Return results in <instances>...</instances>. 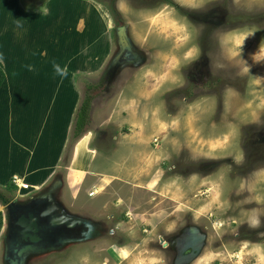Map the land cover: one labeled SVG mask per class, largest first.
Returning <instances> with one entry per match:
<instances>
[{
	"label": "rangeland",
	"instance_id": "374dc122",
	"mask_svg": "<svg viewBox=\"0 0 264 264\" xmlns=\"http://www.w3.org/2000/svg\"><path fill=\"white\" fill-rule=\"evenodd\" d=\"M8 1L11 5L0 0V65L16 64L17 49L25 57L30 52L34 58L22 69L23 87L40 81L39 73L57 81V67L63 66L58 47L75 45L81 33L90 52L103 32L98 41L108 51L98 64L87 54L82 72L72 70L74 103L78 108L90 97L89 118L81 135L71 139L76 108L66 136L58 139L61 160L48 170L49 179L34 182L18 172L14 177L30 184L24 190L12 176L0 182L10 202L57 184L54 197L65 209L103 231L28 264H264V165L246 172V160L264 159V150L250 138L254 125L264 122V0H167L151 9L134 6L142 0H116L115 5L111 0H21L25 6L19 11L17 0ZM208 8L231 26L220 41L219 58L209 66L216 79L200 81L198 92L189 96L192 82L185 71L200 51L201 21L192 16L195 9L199 17ZM114 17L127 26L146 63L125 68L108 82V63L116 52ZM23 20H34L35 27L27 29ZM17 35L24 39L21 44ZM49 56L58 66L50 74L44 67L38 73ZM225 62L231 64L229 85L219 76ZM4 70L11 79L17 73L8 64ZM47 88L64 94L63 86ZM12 163L7 161L5 169L16 168ZM8 203L0 202V264H5L2 206ZM189 227L205 237L200 255L186 263V257L177 256ZM178 230L175 242L170 236ZM169 237L172 247L163 248Z\"/></svg>",
	"mask_w": 264,
	"mask_h": 264
},
{
	"label": "crops",
	"instance_id": "0c3cea01",
	"mask_svg": "<svg viewBox=\"0 0 264 264\" xmlns=\"http://www.w3.org/2000/svg\"><path fill=\"white\" fill-rule=\"evenodd\" d=\"M18 1L20 2L21 0L13 1V4L16 3L15 7L19 11L24 9L25 5L23 6L21 2L17 3ZM6 4L11 5L8 0H6ZM20 5L22 6L19 7ZM96 9L98 10L97 6ZM49 15L47 17H50ZM21 17L22 15L20 14V19ZM23 21L27 25V29L32 28V26L35 27L34 24L36 22L32 24L34 20ZM19 25H22L21 20ZM1 31H3L2 28L0 29ZM102 35L103 32L100 37ZM17 37L20 40L18 43L21 44L24 41L22 35L21 39L20 35H17ZM100 37H96L95 47L90 52L86 40H83L82 33L79 35V41L75 45L67 43L64 46L61 43L58 49L51 46L53 51L51 48H46L52 52L57 49L58 64L63 63V66H58V64L54 66L53 60L55 56L52 58L49 56L48 59L42 61H45L47 65L45 66L41 63L38 73L44 67L48 69V74H50V70L58 66L57 69L61 72V76H59L57 81H52L49 77H45L46 75L42 76L39 73L40 81L37 80L27 87L22 86L24 81L20 79L22 69L30 68L32 66L30 57L34 58L28 51L25 57L24 52L17 49L16 56L20 60L16 64L12 65L9 61H5L6 63L0 65V70L5 74V78L0 85V182L7 176L14 178V175L18 172H22V177L29 176L31 181L34 182L40 178L43 180L48 175V170L56 167V164L61 160L60 156H58L59 146L61 145L58 139L66 136L68 123L70 125L78 105H75L77 83L72 70L82 72V57L83 64L87 65L86 55H89V53L97 59L96 61H91L92 64H98V59L101 61L105 60L108 51L106 50V43L98 41ZM109 37L111 40V36ZM10 54L8 53V58H11ZM79 57H81L80 61L77 60ZM7 64L12 68L11 71H17V73L12 75L13 79L4 70V66L6 67ZM55 85L63 86L64 94L53 92V88H47ZM35 119H37L36 122H34ZM45 119L46 122H43ZM41 127L43 131L39 130ZM5 153L10 154L11 159L6 160L10 156ZM19 158L22 159V162L17 167ZM7 161L13 162L12 165L16 168L6 170ZM55 162L57 163L55 164ZM48 177L42 182H46L49 179ZM31 186L33 187L32 184Z\"/></svg>",
	"mask_w": 264,
	"mask_h": 264
},
{
	"label": "flooded vegetation",
	"instance_id": "af4514ba",
	"mask_svg": "<svg viewBox=\"0 0 264 264\" xmlns=\"http://www.w3.org/2000/svg\"><path fill=\"white\" fill-rule=\"evenodd\" d=\"M96 1V0H95ZM98 1V0H97ZM114 2V5L116 3V0H111ZM132 2H136L138 0H131ZM148 0H142L141 5H134L137 7H148L147 9H151V8H157V4L161 5V3L167 1V0H152V2L150 3H146ZM137 9H141V8H137ZM146 9V8H144ZM117 10V9H116ZM221 11V10H219ZM203 12V11H202ZM225 12V9H224ZM198 11L197 9H195L194 11V15L192 17L197 18V21H201L200 23H198L199 30H200V36L203 38L205 37L204 43L203 45L201 44L200 41V36H199V41L200 43H198V48H199V52L197 54V58H194L192 60L191 66L188 67V69H186L185 71V75H186V80L188 81V83L192 82V88H189L191 93H188L189 96H192L194 94H196L198 92V85H203V83H201L200 81H203L205 78H213L216 79V76H213V74H211L209 66L210 64H214L215 60L217 58H219L220 54H221V49L224 47L221 46L220 41L223 42V38L225 35V32L227 30L230 29V24L228 21L224 20V19H220L217 17L216 13L213 12V10L210 8H208L206 11L203 12V15L200 14L199 17H197ZM114 15V14H113ZM201 18V19H200ZM216 18H218V21L216 20ZM116 21V26L113 28V32H114V37H115V42H116V52L113 55L112 59L110 60V63H108V67H107V72H106V77L108 79V82L114 77H118L119 74L125 69V68H132V67H141V65L146 63V57H145V53L138 47V45L134 42V40L131 37V44H126L123 41L119 40V32L121 31V27L126 26L125 24H123L120 20H116V18H113ZM257 25H258V21ZM260 25H263V21H260ZM125 33H127L128 35V29L126 26L125 29ZM129 36V35H128ZM208 43L207 47L206 46ZM211 55L213 56L214 59H212ZM216 58V59H215ZM137 59H142L144 60V62L140 65V66H135V61ZM225 60V59H224ZM227 63L226 65L224 64V69H222L221 71V75H219L222 78V74L224 76L223 80L224 81H228V82H224L226 85L228 83V85L230 84L231 81V77H232V73H231V69H230V62H225ZM237 77V76H235ZM220 78H218L217 80L219 81ZM182 87H185V85H182ZM220 92L222 91V89H219ZM185 99H189V98H183V100ZM171 109H174V107H172ZM252 124V123H251ZM251 124L248 125L249 131L252 133L251 131ZM250 138L251 139H256V143H257V147H259L261 150H264V122L260 123L259 125H254V129H253V133L250 134ZM262 138V139H261ZM264 154V152H263ZM259 156L262 157V153L259 152ZM246 160V159H245ZM246 163L248 164V168L246 167V172L247 171H251L253 169V167L256 166H260V165H264V159H256L254 160L252 163H248V161L246 160ZM245 167V166H244ZM59 189V187H57L56 185H53L52 187H48L44 190H40L37 193H34L33 195L28 196L27 198L21 200V201H11V202H19L17 203L15 206L10 207L9 209L6 210V227L4 230V234H3V243H2V248L4 247V245H6L7 247L13 246L15 245V238L11 237L8 229H7V222L11 221L12 226L10 229L14 228L16 225V221L21 217V216H26L28 213L30 212H40L49 208L53 207V203H52V198L54 199V194L56 192V190ZM35 194H37L36 196H34ZM57 199V197H55ZM59 200V199H57ZM60 201V200H59ZM10 202V201H9ZM62 203V201H60ZM60 213L57 210H54V215L57 219L60 218V215L58 214ZM69 222H65V232L64 235H79L83 232H85L87 230V228L84 225H79L77 227H74L73 229L71 228H67L66 225H68ZM184 227V226H183ZM186 228V227H185ZM182 229V228H181ZM188 229V228H187ZM103 231V227L101 225H96L95 224V231L91 232L93 236L95 235H100ZM112 230L110 229V232ZM179 230L175 233H172V235L170 237L173 238V240L176 242V235L178 234ZM47 236H49V238H51L53 240L52 237V233L51 234H46ZM180 238L183 237V235H181V233H179ZM168 238V241L165 245L166 248L167 247H172L169 246L170 242H171V238ZM186 240V239H185ZM180 241V239L178 240V242ZM12 250H14V248H12ZM11 254V257L16 258V254L12 253L10 250H8ZM173 254V252H172ZM3 255V253H2ZM29 263V262H28Z\"/></svg>",
	"mask_w": 264,
	"mask_h": 264
},
{
	"label": "water",
	"instance_id": "95a60500",
	"mask_svg": "<svg viewBox=\"0 0 264 264\" xmlns=\"http://www.w3.org/2000/svg\"><path fill=\"white\" fill-rule=\"evenodd\" d=\"M120 29L119 40L130 45L131 38L125 33L126 26ZM143 62L144 60L137 59L135 66H140ZM17 203L19 202H9L2 207L7 210ZM52 203V208L40 212H30L26 216H21L12 229H10L12 226L11 221L7 222V229L11 237L15 238V245L10 247L4 245L2 258L5 264H28L33 257L49 254L73 243L89 241L96 236L91 233L95 231V223L67 211L64 205L55 197L52 198ZM54 210L60 212L58 213L60 215L59 219L55 217ZM65 222H69L66 225L67 228L73 229L79 225H84L87 230L79 235H64ZM186 231H188L186 240L180 246L177 257H186L185 262L190 263L200 255L205 235L200 234L196 227H189ZM51 233L53 240L46 235ZM8 250L13 254L15 253L16 258L11 257ZM183 261L177 260L175 264H180Z\"/></svg>",
	"mask_w": 264,
	"mask_h": 264
},
{
	"label": "trees",
	"instance_id": "16d2710c",
	"mask_svg": "<svg viewBox=\"0 0 264 264\" xmlns=\"http://www.w3.org/2000/svg\"><path fill=\"white\" fill-rule=\"evenodd\" d=\"M23 2L25 0H22ZM31 7L32 5H28ZM4 80V73L2 70H0V85ZM95 85V84H94ZM90 87V86H89ZM90 97L85 96L80 103L79 107L76 110V115L74 119V127L71 132V139H76L81 135V133L84 131V126L87 123V119L89 118V112H90ZM71 141V140H70ZM0 202L3 204H6L9 202L8 197L4 195L3 192L0 191Z\"/></svg>",
	"mask_w": 264,
	"mask_h": 264
},
{
	"label": "built area",
	"instance_id": "2783aa9c",
	"mask_svg": "<svg viewBox=\"0 0 264 264\" xmlns=\"http://www.w3.org/2000/svg\"><path fill=\"white\" fill-rule=\"evenodd\" d=\"M13 182H14V184L16 185V187L19 189V190H24V189H26L27 188V183H25V182H21V180L20 179H18V178H16V177H14L13 178Z\"/></svg>",
	"mask_w": 264,
	"mask_h": 264
},
{
	"label": "bare ground",
	"instance_id": "6f19581e",
	"mask_svg": "<svg viewBox=\"0 0 264 264\" xmlns=\"http://www.w3.org/2000/svg\"><path fill=\"white\" fill-rule=\"evenodd\" d=\"M30 185H27V187H29Z\"/></svg>",
	"mask_w": 264,
	"mask_h": 264
},
{
	"label": "clouds",
	"instance_id": "9594fccd",
	"mask_svg": "<svg viewBox=\"0 0 264 264\" xmlns=\"http://www.w3.org/2000/svg\"><path fill=\"white\" fill-rule=\"evenodd\" d=\"M253 226H255V222H254V225Z\"/></svg>",
	"mask_w": 264,
	"mask_h": 264
}]
</instances>
